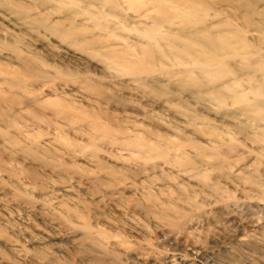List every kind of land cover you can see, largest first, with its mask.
I'll use <instances>...</instances> for the list:
<instances>
[{
    "label": "rangeland",
    "instance_id": "obj_1",
    "mask_svg": "<svg viewBox=\"0 0 264 264\" xmlns=\"http://www.w3.org/2000/svg\"><path fill=\"white\" fill-rule=\"evenodd\" d=\"M200 1L212 34L264 54V0ZM157 15L150 0H0V264H264L263 107L251 118L207 83L182 49L205 42ZM223 52L213 65L253 99L260 74Z\"/></svg>",
    "mask_w": 264,
    "mask_h": 264
},
{
    "label": "bare ground",
    "instance_id": "obj_2",
    "mask_svg": "<svg viewBox=\"0 0 264 264\" xmlns=\"http://www.w3.org/2000/svg\"><path fill=\"white\" fill-rule=\"evenodd\" d=\"M150 1H152L154 3V6L156 8V12L158 13L157 20L166 21L168 24H173L174 20L178 19L179 22L188 25V28H190L193 31L192 33H194L199 39H201L205 42V44H206L205 47L207 50L204 49L203 45H197V43H195V44L189 43V41H187V40H186L187 42L183 43L182 49L184 51H187V52H191L190 50H193L195 53L194 55L198 56V58H195V62L198 65L199 73H201V76L206 80V82L214 84L216 81L217 82L219 81L222 84H225L224 89L232 92L231 99H232L233 103L239 105V108H241V110L245 114L249 115L251 118L257 119L258 117H260L261 116L260 113L262 111L257 110V109L261 105L263 107V110H264V54H262V55L257 54V50L252 49L248 45V42L244 40V37L240 36L237 31H229V30L225 29L223 31L221 30L222 32L217 31V33L212 34V31L210 29H208L204 24V19H205L204 17L207 15V12L203 6V3L200 0H150ZM256 31L261 32V30H256ZM164 32L165 31L162 32L161 30H159L157 32V34L159 33V35L157 37L159 39H163L164 34L166 33V32L165 33ZM175 35H176L175 38H178L177 34H175ZM189 35H190V32H189ZM186 38H187V36H186ZM187 39H189V38H187ZM240 41H242V42L239 44ZM157 48L161 49V48H159V46ZM218 49H224L225 50V52H223V55H230V56L238 57L239 58L238 61L240 63L238 66L240 67V69H242V70L251 69L253 73L256 72V73L260 74V77H261L260 84H261L262 88L257 87V86L253 88V90H252L253 94H254L253 99L249 100L244 93L243 94L237 93L239 89L236 90V88L239 87L240 83H239V80H237L236 76H232V74H233L232 70L233 69L232 70L229 69L228 68L229 66L227 67L225 65V63H220L219 66H217V67L213 65V62L216 61V58L218 56L216 53V51ZM123 59L124 58H121L120 61H117L119 65H122L126 69H129V70L130 69L135 70V68H131L130 65L122 63ZM146 61L148 64H150V61H148V59ZM205 62H209V63L206 65V64H204ZM184 78L186 80L192 82L194 85H196L198 83V81H196V79H194L191 75H189L187 73H184ZM245 82H247V81H245ZM242 84H243V82H242ZM241 91H243V90H241ZM246 91H248V90H246ZM214 99H216V101L218 103H223V100L221 99L220 95H217V96L215 95ZM261 120H259V121H261ZM261 124H262V122H261ZM93 125L95 128H99L97 123H93ZM260 131H259V133L262 134L263 132H260ZM252 137L257 139L258 136L253 134ZM142 147L153 152V153L154 152L161 153V149L159 148L157 143L156 144L152 143L150 145H144L143 144ZM217 150L218 149H215V148L211 149V158L213 160V162H211L212 167H220L221 162L223 160L221 157H219V154H218L219 151L217 152ZM199 153H201V152H199ZM202 157H204V155ZM188 159H186V158H182L180 160L178 159L179 160L178 162L187 164L189 162ZM203 161H204V159H203ZM170 222H171V220H170ZM175 222L177 223V221H175ZM180 223L178 222V224H180ZM83 228H84V234H86L88 232L87 225L86 224L83 225ZM185 233H183V234H185ZM257 240H259V239H257ZM247 259H248V257H247ZM251 261H253V260L251 259Z\"/></svg>",
    "mask_w": 264,
    "mask_h": 264
}]
</instances>
